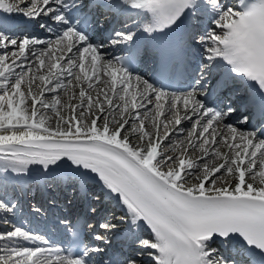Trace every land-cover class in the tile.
I'll return each instance as SVG.
<instances>
[{"label":"snow or ice","instance_id":"snow-or-ice-1","mask_svg":"<svg viewBox=\"0 0 264 264\" xmlns=\"http://www.w3.org/2000/svg\"><path fill=\"white\" fill-rule=\"evenodd\" d=\"M92 6L86 0H0V12L20 14L55 35L47 42L29 35L14 38L8 34V18L0 17V171L26 173L29 165L52 171L55 166L74 170L85 181L96 179L126 208L133 225L140 221L150 230L152 239L140 240V245L154 250L148 252L154 264H235L217 257V240H236L250 264H264V139L231 125H224L227 135L218 131L216 125L235 111L231 105L226 110L208 107L194 91L168 92L148 79L133 78L136 53L105 60L84 31L91 23L85 9ZM95 6H130L147 19L143 31L161 37L199 11L210 12L215 27L192 33L189 40L206 45L209 61L220 57L241 81L254 82L248 85L255 90L250 103L264 120V0H237L232 6L222 0H122ZM129 42L134 43V36L126 31H116L110 40L113 45ZM36 45L46 47L36 53ZM30 55L34 63H29ZM167 70L162 55L161 74ZM63 74L69 77L66 83ZM66 87L73 89L69 103L57 96L46 102L45 91ZM74 99L78 103L70 102ZM49 109L55 127L41 111ZM114 112L119 121H110L108 114ZM149 117L153 131L146 130ZM182 121L191 128L185 141L176 144L181 152L169 155L164 142L174 131H183ZM134 134L137 145L132 144ZM189 150H199L201 156L193 160ZM212 157L220 162H210ZM195 169L201 174L189 185ZM0 210L11 213L15 205L0 199ZM60 223L72 234L75 255L16 226L0 233V264H90V252L102 250L83 245L81 254L79 231L67 220Z\"/></svg>","mask_w":264,"mask_h":264},{"label":"bare ground","instance_id":"bare-ground-1","mask_svg":"<svg viewBox=\"0 0 264 264\" xmlns=\"http://www.w3.org/2000/svg\"><path fill=\"white\" fill-rule=\"evenodd\" d=\"M89 1H91V0H86L87 3ZM97 1L111 2V3L117 4V5L122 3V0H93V3H92L93 6L90 9H85V10H87V11L90 10L93 12L95 10H97L99 8V7L95 6V4L98 3ZM222 2L227 3L229 6H232V5L237 3L235 0H222ZM117 9H118V11L121 9H124L125 11H129L131 14H134L138 11V10L131 9L130 6L127 8L117 7ZM138 15L144 16L143 14H138ZM210 15L211 14L208 13V16H210ZM91 16H92L93 20L97 19V17H95L94 14H92ZM0 17H7L8 18L7 24H9V23H14V20H19V19L22 20L21 17H23V16L20 14H17V13L0 12ZM120 17L121 16L118 15L117 19H120ZM199 19H202L203 21L205 20L204 17L197 15L196 17H194L192 19V21H196V23L198 24L197 21ZM23 20H25V19H23ZM26 20L28 21L27 23H23L22 25L17 24L16 30L19 28L22 29L25 26L35 27L36 22L29 21L28 19H26ZM40 21L42 23L46 22L44 20V18H41ZM115 27H119V25H116ZM7 28H8V26H7ZM9 30L12 31V28H9ZM10 31L8 32V34L10 33ZM22 36L23 35H14L13 37L14 38H21ZM49 36H54V33H49ZM54 38L50 37V38L46 39V42L49 40H53ZM43 48H45V45H36V46H34V51L36 53H39L41 51V49H43ZM34 61H35V58L30 55L29 63H34ZM17 71H19V69H17ZM33 72H35V68H33ZM60 79L64 80L66 83L67 80L69 79V77H67L66 74H63L60 77ZM36 83H39V81H37ZM33 90L37 91V89L35 88V85L33 86ZM93 90H95V88ZM93 90H92V92H94ZM72 91H73V89L68 88V87L63 88V89H58L54 93L45 91L44 98H45L46 102L51 103L52 97L57 96L62 101V103H69V96L71 95ZM78 91H79L78 89H75L77 96H78ZM91 94L94 97L96 95V93H95V95H94V93H91ZM70 102L73 104H76V103H78V99L71 100ZM41 111H45V114L51 118L49 120V126L55 127L56 126L55 113L52 112L50 109L49 110H41ZM61 111L63 112L64 115L70 114L67 109H61ZM140 112L143 114V109H140ZM108 115H109L110 121H113V118H115L116 121L120 120L119 112L109 113ZM187 123H188V121H182V124L179 126V128L183 129V131H174L170 137L171 139L174 140L173 148H172V150L174 151V152L172 151L173 155H177L181 152V148L176 147V144L179 142L185 141V139L187 137V132L191 127L189 129H184V128H182V126L184 124H187ZM216 127H217L218 131H223L225 133V130L220 129L218 127V125H216ZM226 132H227V129H226ZM162 134H163V130L161 129V135ZM136 135H138V134H134L132 136V144L133 145H137V143H138L137 139H136ZM166 142H167V140H166ZM166 148H167V146L165 145V147L163 148V151H166ZM219 148L221 151H227V149L224 148L223 145H220ZM200 156H201V153L199 152V150H189V152H188V157H190L193 160H196L197 157H200ZM209 159H210V162H212V163H219L220 162V161L215 160L214 157L209 158ZM200 163L202 164L203 161H200ZM29 169H30V171L26 172L25 174L24 173H13V172H11V170L0 171V198H1V196L4 197L5 195L7 198L12 197L14 194L12 190H15V191L23 190L25 192L26 196L28 197V199H30V202H34V203L39 202L40 200L38 201V199H40V189H42V187H43L46 190L45 196H46L47 201L49 199H51V200H54L53 202H56L54 197H57V199H59L62 204L66 205L65 201L63 202L62 198H65L67 196L68 191L71 192L73 190L72 192L74 194H76V200H73V203H72V208H74L75 204H77V206H78L83 201H86L87 204L94 202L93 200H96V199L93 197L90 198V194H91L90 191L99 190L100 192L97 191V193H98V196H100V197L98 198V201H96L95 204L100 205V207H102V205H104L103 211H102L103 214L110 212V209H112V207H114V206L122 207L125 211H127L126 208H124L115 199H113V195H110L109 192H107V189L100 182H96V184L95 183L89 184L88 180L85 181L76 172H73V171L69 172L68 170H65V171H63V170L62 171H56V170L46 171L40 165H29ZM41 173H44V174L41 175ZM23 174H24V176L22 177ZM200 174H201V172L199 169L193 170V178L188 179L187 184L191 185L192 183H194L195 182V176L200 175ZM22 178L24 179L23 181H22ZM18 180H20L21 182H19ZM62 180H63V184L61 185ZM38 184H41L42 186H38ZM93 186H95L96 189ZM10 187H12V190ZM9 189H10V191H9ZM2 191L4 194L2 193ZM34 192H35V194H34ZM74 194H72V196ZM35 195H36L37 199L35 198ZM70 199L71 198H69V200ZM56 204H59V203L56 202ZM28 205L31 206V204H29V203H28ZM47 205H48V203L46 202L43 208H46ZM95 206H97V205H92V208H95ZM17 209L25 210V205L19 203V206L17 207ZM53 210L54 209L52 207H50L48 209V212L49 211L54 212ZM101 217H103V216H101ZM118 218L119 217L116 215L114 219H118ZM125 221H126V223H129L130 227L133 229V232H136L137 235H139L141 233L146 235L144 228L137 226L139 222H137L135 225H133L131 223L130 219L123 220L121 223H119L117 220V225L119 227H121L122 224L125 223ZM114 229H119V228L116 226ZM0 233H1V229H0ZM151 236L152 235L149 234V237H151ZM143 239L144 238H140V239H138V241H136L135 243H132V244H131V240L126 241L123 243L122 246H125L129 253H132V250H134V248L136 246L137 250L134 252H141V253H135V255L137 257H140V256L148 257V252L154 251V250L141 247L140 240H143ZM2 243L3 242H0V244H2ZM132 246H134V247H132ZM231 246H233V245L227 244L225 246L227 251L219 250L218 252L223 254V255H232L234 262L241 261L240 258L242 255H236V254L231 253L229 251ZM234 249L236 251L239 250L241 254L245 253V252L241 251V248L234 247ZM245 254H246L245 259L250 258L249 254H247V253H245ZM217 257H218V255H217ZM136 264H154V262L151 261V259L149 258L147 261L145 259H143L141 261L137 260Z\"/></svg>","mask_w":264,"mask_h":264},{"label":"rangeland","instance_id":"rangeland-1","mask_svg":"<svg viewBox=\"0 0 264 264\" xmlns=\"http://www.w3.org/2000/svg\"><path fill=\"white\" fill-rule=\"evenodd\" d=\"M40 28V27H39ZM42 30H44V29H42ZM38 38H40L41 40L42 39H44V36L43 35H39L38 36ZM94 92H92V93H94V95H95V93H96V91L95 90H93ZM142 111V110H141ZM144 111V110H143ZM142 114V113H141ZM191 127V124L188 122L187 124H184L183 126H182V128H184V129H189ZM149 130H148V129ZM146 129L148 130V131H153V129H152V126H151V119H150V117H149V120L148 121H146ZM171 138H169L168 140H167V142H165V145L167 146V145H171L172 147H167L166 148V151L168 152V154L169 155H173V153H172V148H173V143H174V140L173 139H171ZM171 141V142H170ZM172 143V144H171ZM174 152V151H173ZM218 183H219V181H218ZM0 254H3L2 252H0Z\"/></svg>","mask_w":264,"mask_h":264}]
</instances>
